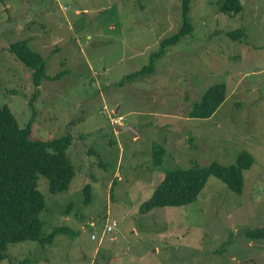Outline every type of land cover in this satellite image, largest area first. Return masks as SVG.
<instances>
[{"label": "rangeland", "instance_id": "rangeland-1", "mask_svg": "<svg viewBox=\"0 0 264 264\" xmlns=\"http://www.w3.org/2000/svg\"><path fill=\"white\" fill-rule=\"evenodd\" d=\"M215 1L192 0V34L152 73L119 86L178 32L182 0H0V107L21 128L35 114L31 140L72 134L75 170L57 194L38 176L43 233H68L45 247L9 245L0 264H264V241L245 235L264 228V0H239L237 15ZM237 30L242 38H226ZM23 40L44 58L47 79L63 74L41 82L33 101L32 71L8 51ZM217 84L226 88L222 105L192 118ZM113 117L139 136L116 132ZM155 146L165 150L159 166ZM243 151L254 163L240 194L211 176L193 203L140 214L166 174L229 167Z\"/></svg>", "mask_w": 264, "mask_h": 264}, {"label": "trees", "instance_id": "trees-1", "mask_svg": "<svg viewBox=\"0 0 264 264\" xmlns=\"http://www.w3.org/2000/svg\"><path fill=\"white\" fill-rule=\"evenodd\" d=\"M191 1L182 0L181 2V26L178 32L160 42L159 50L151 54L149 66L138 73L126 76L119 86L145 73H152L154 62L165 55L167 49L176 46L182 38L192 34V19L189 18ZM216 1L220 12L224 14L237 15L243 10L239 0ZM242 35V31L237 30L225 36L227 39L236 41L242 38ZM8 51L32 71V82L36 88L32 101L39 95L38 88L41 82L53 81L63 75L60 72L54 78L47 79L44 58L29 47L27 40L11 44ZM225 97V86L214 85L202 96L189 115L197 119L210 118L222 105ZM34 115L29 123L21 128L8 106L0 107V261L7 257L6 251L9 245L33 242L45 247L51 245L58 234L68 233L65 227H57L47 235L43 233V220L40 215L48 209L37 187L40 175L47 179L51 194L63 193L69 189L75 177V170L67 151L73 147L74 137L68 133L48 140H31ZM110 124L114 126L111 122ZM83 138L84 136L79 135L78 140ZM164 155V148L155 146L153 160L156 166L162 164ZM253 163V156L243 151L238 154L235 163L229 167L211 163L203 168L193 167L189 170L168 173L152 196L141 205L139 212L146 214L156 208L182 207L191 204L197 199L211 176L220 180L231 192L240 194L244 184L243 173L249 170ZM83 194L86 197L85 203H88L89 185L84 187ZM245 235L247 239L264 241V228L247 231ZM30 262L29 258L21 260L22 264Z\"/></svg>", "mask_w": 264, "mask_h": 264}, {"label": "water", "instance_id": "water-1", "mask_svg": "<svg viewBox=\"0 0 264 264\" xmlns=\"http://www.w3.org/2000/svg\"><path fill=\"white\" fill-rule=\"evenodd\" d=\"M115 131L118 133H130L132 136H137L135 129L130 125H120L115 127Z\"/></svg>", "mask_w": 264, "mask_h": 264}, {"label": "built area", "instance_id": "built-area-1", "mask_svg": "<svg viewBox=\"0 0 264 264\" xmlns=\"http://www.w3.org/2000/svg\"><path fill=\"white\" fill-rule=\"evenodd\" d=\"M114 119L115 120L110 121L114 126L121 122V119H119V118H114Z\"/></svg>", "mask_w": 264, "mask_h": 264}, {"label": "clouds", "instance_id": "clouds-1", "mask_svg": "<svg viewBox=\"0 0 264 264\" xmlns=\"http://www.w3.org/2000/svg\"><path fill=\"white\" fill-rule=\"evenodd\" d=\"M117 118H120V117H117ZM120 125H125V124H123V122H120L119 124H117V125H115L114 127H116V126H120ZM139 136V135H138ZM134 137V136H133Z\"/></svg>", "mask_w": 264, "mask_h": 264}, {"label": "crops", "instance_id": "crops-1", "mask_svg": "<svg viewBox=\"0 0 264 264\" xmlns=\"http://www.w3.org/2000/svg\"><path fill=\"white\" fill-rule=\"evenodd\" d=\"M135 129V128H134ZM135 132H136V130H135ZM135 138L137 137V136H134Z\"/></svg>", "mask_w": 264, "mask_h": 264}, {"label": "bare ground", "instance_id": "bare-ground-1", "mask_svg": "<svg viewBox=\"0 0 264 264\" xmlns=\"http://www.w3.org/2000/svg\"><path fill=\"white\" fill-rule=\"evenodd\" d=\"M16 56V55H15Z\"/></svg>", "mask_w": 264, "mask_h": 264}]
</instances>
